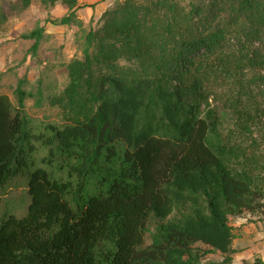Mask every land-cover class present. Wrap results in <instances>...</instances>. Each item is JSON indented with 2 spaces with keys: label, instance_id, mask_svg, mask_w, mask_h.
<instances>
[{
  "label": "trees",
  "instance_id": "1",
  "mask_svg": "<svg viewBox=\"0 0 264 264\" xmlns=\"http://www.w3.org/2000/svg\"><path fill=\"white\" fill-rule=\"evenodd\" d=\"M34 2L81 56L59 92L0 94V203L17 177L30 196L0 264H233L230 220L264 218V0H113L88 30L81 0H0V28ZM44 35L18 37L35 55ZM28 98L61 122L36 130Z\"/></svg>",
  "mask_w": 264,
  "mask_h": 264
},
{
  "label": "rangeland",
  "instance_id": "2",
  "mask_svg": "<svg viewBox=\"0 0 264 264\" xmlns=\"http://www.w3.org/2000/svg\"><path fill=\"white\" fill-rule=\"evenodd\" d=\"M14 1L3 0L4 8L7 9ZM112 3L113 0H98L93 3V7L97 5V10H94L86 8L89 3L82 1L83 6L77 14L83 22V28L88 30L90 24ZM64 12L65 9L59 3H55L49 9H44L36 2L20 12L8 11V20L0 28V94H6L14 100L13 90L18 79L22 77L27 79L26 89L34 90L40 85L45 95L59 92L62 89L67 80L65 64L72 57L81 56L82 31L77 27L54 25L46 22L45 19L58 18ZM38 21L45 26V35L34 55L29 50L31 41L21 39L18 35L28 32ZM25 103L26 111L36 130H43L48 123L61 122L60 110L51 106L47 99L43 101L41 107L35 106L30 98L26 99ZM40 155L43 153L41 152ZM29 204L30 196L27 191L26 178L17 177L7 185L2 196L0 218L3 215H14L21 218L27 214ZM250 217L249 220H258L256 215ZM259 221H262L260 226L264 228V218ZM207 257L220 258L216 254H210Z\"/></svg>",
  "mask_w": 264,
  "mask_h": 264
},
{
  "label": "crops",
  "instance_id": "3",
  "mask_svg": "<svg viewBox=\"0 0 264 264\" xmlns=\"http://www.w3.org/2000/svg\"><path fill=\"white\" fill-rule=\"evenodd\" d=\"M82 1L93 5L98 0ZM86 8L97 10V5L86 6ZM249 218H251L250 215H243L232 218V222H230L235 235L232 246L237 250L233 255V264L242 263L243 260L252 261L255 256H260L264 260V228L260 226L262 221H252Z\"/></svg>",
  "mask_w": 264,
  "mask_h": 264
}]
</instances>
